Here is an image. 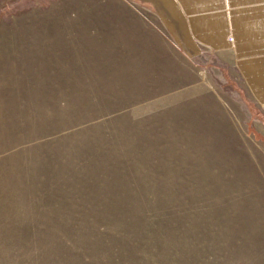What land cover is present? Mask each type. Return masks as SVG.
<instances>
[{"label":"rangeland","instance_id":"374dc122","mask_svg":"<svg viewBox=\"0 0 264 264\" xmlns=\"http://www.w3.org/2000/svg\"><path fill=\"white\" fill-rule=\"evenodd\" d=\"M136 0H0V264H264V104Z\"/></svg>","mask_w":264,"mask_h":264},{"label":"crops","instance_id":"0c3cea01","mask_svg":"<svg viewBox=\"0 0 264 264\" xmlns=\"http://www.w3.org/2000/svg\"><path fill=\"white\" fill-rule=\"evenodd\" d=\"M191 55L221 51L264 104V0H136Z\"/></svg>","mask_w":264,"mask_h":264}]
</instances>
